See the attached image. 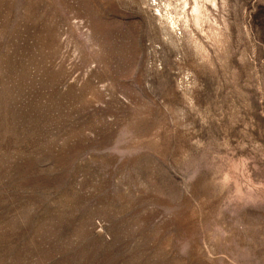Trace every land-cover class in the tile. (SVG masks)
Masks as SVG:
<instances>
[{
  "label": "rangeland",
  "instance_id": "374dc122",
  "mask_svg": "<svg viewBox=\"0 0 264 264\" xmlns=\"http://www.w3.org/2000/svg\"><path fill=\"white\" fill-rule=\"evenodd\" d=\"M0 264H264V0H0Z\"/></svg>",
  "mask_w": 264,
  "mask_h": 264
}]
</instances>
